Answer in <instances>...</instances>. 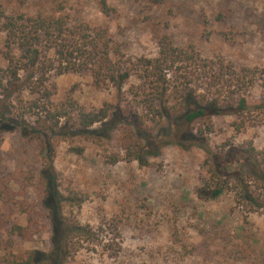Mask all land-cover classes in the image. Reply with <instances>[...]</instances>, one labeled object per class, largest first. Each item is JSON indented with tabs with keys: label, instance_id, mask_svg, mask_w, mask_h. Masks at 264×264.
Returning <instances> with one entry per match:
<instances>
[{
	"label": "rangeland",
	"instance_id": "rangeland-1",
	"mask_svg": "<svg viewBox=\"0 0 264 264\" xmlns=\"http://www.w3.org/2000/svg\"><path fill=\"white\" fill-rule=\"evenodd\" d=\"M99 1L0 0V16L49 10L53 3L62 2L72 20L105 28L125 59L155 58L157 42L165 37L174 46L194 47L210 61L229 63L237 71L249 69L255 82L246 99L251 104L260 102L264 0H163L160 4L106 0L114 9L109 17L100 12ZM0 64L6 66L1 59ZM136 83L132 79L128 84ZM49 88L54 104L71 97L85 110H98L114 102V90L96 87L85 72L52 74ZM23 96L33 98L28 92ZM3 103L0 95V108ZM254 116L250 127L239 134L232 127L239 119L214 116L212 132L206 135L209 147L217 151L225 144L251 141L256 149H263L264 113ZM125 129L123 123L117 124L103 146L86 142L79 155L66 142H53L57 190L63 198L61 214L67 223L89 225L95 232L93 241L81 239L74 244L70 250L77 251L72 256H61L62 264H264V210L245 215L234 207L229 193L199 199L195 190L204 152L187 138L173 136L174 130L164 122L147 149L153 153L158 146L155 157H145L142 164H111L107 156H124L117 139ZM41 169L35 140L30 142L19 129L3 133L0 264H14L28 256L42 259L53 250V241L60 239L61 230L53 231L43 206Z\"/></svg>",
	"mask_w": 264,
	"mask_h": 264
},
{
	"label": "trees",
	"instance_id": "trees-1",
	"mask_svg": "<svg viewBox=\"0 0 264 264\" xmlns=\"http://www.w3.org/2000/svg\"><path fill=\"white\" fill-rule=\"evenodd\" d=\"M149 1L160 4L163 0ZM99 9L105 17L114 13L106 0L99 1ZM0 34V59L6 63L0 64L4 102L0 108V145L3 133L13 129H19L30 142L35 140L45 184L43 206L53 231L61 230L51 253L42 259L28 256L14 264H62L61 256L65 259L76 253V249L70 250L74 244L81 239L93 241L94 229L69 224L61 214L63 198L57 190L53 142H66L70 151L79 155L86 142L103 146L119 123L126 126L117 139L124 156H107L111 164H142L145 157H155L158 146L153 153L147 149L164 122L174 130L173 136L187 138L204 152L195 190L199 199H217L229 193L234 207L245 215L264 210V148L258 150L249 141L225 144L213 151L206 139L212 132L214 116L239 119L232 124L239 134L254 122V114L264 113V93L258 104L246 99L255 82L252 71H237L229 63L210 61L194 47L174 46L165 37L157 42L155 58L125 59L105 28L72 20L64 13L62 2L53 3L49 10L2 14ZM81 72L88 73L96 87L110 86L115 92L114 102L98 110H85L71 97L54 104L50 76ZM132 79L137 83L128 84ZM24 92L33 98L25 99ZM195 124L198 128L193 127ZM13 229L21 230L18 226Z\"/></svg>",
	"mask_w": 264,
	"mask_h": 264
}]
</instances>
